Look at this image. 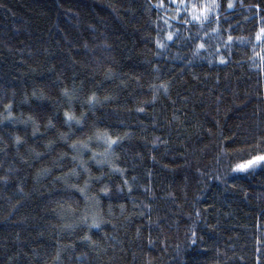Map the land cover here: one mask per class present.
<instances>
[{
  "label": "trees",
  "instance_id": "16d2710c",
  "mask_svg": "<svg viewBox=\"0 0 264 264\" xmlns=\"http://www.w3.org/2000/svg\"><path fill=\"white\" fill-rule=\"evenodd\" d=\"M262 153L264 0H0V264H264Z\"/></svg>",
  "mask_w": 264,
  "mask_h": 264
},
{
  "label": "snow or ice",
  "instance_id": "6c2138e0",
  "mask_svg": "<svg viewBox=\"0 0 264 264\" xmlns=\"http://www.w3.org/2000/svg\"><path fill=\"white\" fill-rule=\"evenodd\" d=\"M229 7H231V4L229 5ZM169 39H171V34L169 35ZM229 39H231V37H229ZM199 47H204V45L201 44ZM117 142H118L117 140H113V139L109 138L108 145H109V147H111L112 144H115ZM261 162H264V153L253 156L250 160H248L244 164H238L236 166V169L237 170H246V169H249L250 167H254L255 165H257ZM80 191L83 192L84 190L81 189ZM193 235H195V234H193Z\"/></svg>",
  "mask_w": 264,
  "mask_h": 264
}]
</instances>
